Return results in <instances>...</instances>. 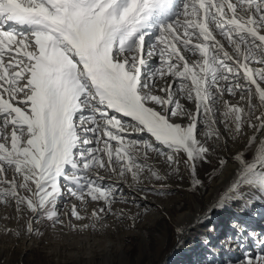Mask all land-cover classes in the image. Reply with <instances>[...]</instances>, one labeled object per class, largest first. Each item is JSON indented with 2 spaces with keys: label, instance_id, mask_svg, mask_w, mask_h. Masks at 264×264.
Returning a JSON list of instances; mask_svg holds the SVG:
<instances>
[{
  "label": "snow or ice",
  "instance_id": "snow-or-ice-1",
  "mask_svg": "<svg viewBox=\"0 0 264 264\" xmlns=\"http://www.w3.org/2000/svg\"><path fill=\"white\" fill-rule=\"evenodd\" d=\"M153 36L147 56L159 62L149 70ZM225 92L244 102L223 100L225 131L233 139L246 127L261 134L251 159L235 155L229 192L264 191V111L253 116L254 98L264 109V0H0V203L60 224L63 180L71 196L104 201L110 212L119 188L99 183L95 170L130 174L136 185L145 172L160 180L149 153L169 166L182 154L196 189L197 162L216 150L206 142L222 139L215 105ZM136 132L152 141L129 138ZM91 215L95 228L101 217ZM71 216L84 219L75 205ZM245 264H264V254Z\"/></svg>",
  "mask_w": 264,
  "mask_h": 264
},
{
  "label": "bare ground",
  "instance_id": "bare-ground-1",
  "mask_svg": "<svg viewBox=\"0 0 264 264\" xmlns=\"http://www.w3.org/2000/svg\"><path fill=\"white\" fill-rule=\"evenodd\" d=\"M176 3L177 5H179L180 1L178 0L177 2L176 0ZM218 39L224 40L221 37H218ZM224 41L226 42L225 47L228 48V50L230 51L231 49L229 48L227 41ZM150 48L151 44H147L145 50L148 51L150 50ZM146 60L148 62V68L152 67L153 69L154 67L158 66V56H151L146 58ZM191 60H194V58L191 57ZM165 83L166 82L163 81V85H165ZM158 84L160 85L159 81ZM227 100L231 104L244 103L240 101V94L227 98ZM187 102L188 101H184V99L183 101L181 100V103L185 105L186 109H190L189 111H195L194 109H191L192 105L188 104ZM253 102H256V105H258L254 114L259 115L261 111H264V109H261L259 107L258 100H256L255 98ZM124 119L129 120L130 118ZM221 127H224L223 123H221ZM129 131H131V129H129ZM224 132L225 141L227 143L234 142V148L228 150V157H230V159L227 158L222 170L216 177H214L210 181L206 190L204 188L205 184L202 181V172L199 170V163H197L196 165V171L197 178L202 181L201 185L198 186L196 189L192 188L193 192L191 190L184 191L183 188L187 187V183L184 181L186 178V174L181 171L184 168L181 165L183 164L181 159L179 165L169 166L163 157L157 156L154 153H149V158L147 162L150 163L153 168L158 171L159 174L163 177L160 180L152 178L149 173L145 172L142 176L140 183L136 185L132 182L130 174H126L122 177L117 175L116 173L111 172L108 168L95 170L99 173V176L103 177V180L98 181L99 183L103 184L104 186H118L119 188V191H116L114 193V199L110 204V212L107 210L109 205H106L104 201H92L90 198H86V201L81 202L76 197L71 196L68 193L67 185L65 184L64 193L63 195L58 197L56 202V211L58 215H61L60 220L62 223L56 224V228H48V230L46 231V234H48L47 238H49V240H47L53 241L56 246V249L55 251L52 249L48 250L43 255L45 256V258L42 257L43 259H45L44 264H66L70 262H74L73 264H75V262H80L82 264H131L134 262V260L123 259V256L124 258L126 257V245L117 242V238L119 239L121 237L124 238L129 236H132L139 240H136L139 246L138 259L140 260V258L148 254L149 256H151L152 254H157V264H168L172 262L173 260L178 258L177 253L185 249L187 250V254H202L200 252L204 251V249L207 248V252L209 253L212 252V244L215 242V240L217 241V239L215 238H203L202 241L208 242L206 247L204 246V244L201 245V240L199 241V244H188L191 237V233H198L200 228L204 227L205 220L208 218L209 214H213L211 216V224L214 229L218 226V224L222 223V218H224V216L226 215L229 217H233L234 222L237 226L238 224L243 225L241 228L245 227L246 224H249L248 229H250V232L248 231L249 235L247 236V241L250 240L251 243H255V246L257 248L253 249V251L262 252L264 250V239L262 238L260 240V237L264 234V222L259 223L253 211L251 213L245 211V208L241 205L243 196H240V194L237 192L238 190L229 192V189L231 185L236 181L239 172V164L234 159L235 154H237L238 152H242V147H247L249 145L247 143L248 138L252 137L255 133L253 132V129H250L246 140H243L240 144V138L233 139L230 133L226 131ZM256 136L257 139L252 149V156L259 144L261 134H257ZM129 138L137 140L142 138V141H152V138L149 134L146 137L144 136V132L133 133L132 136ZM198 139H200L201 142L203 141V138L200 136H198ZM113 144H115V142H113ZM215 145V143H210L209 147H213ZM156 146L160 147L158 144ZM142 151L143 150L141 149V152ZM141 159H143L142 156ZM10 172L11 171H9L8 173L9 178L12 177V173ZM176 181L179 183V185H177L178 187L175 184ZM189 181L192 185L191 175L189 177ZM153 182L159 187V190L166 192L165 190L170 189V187H175L177 191L183 192V194L177 192L178 194H174L172 195V197L170 195L167 196L165 194H152L151 196H148L147 200H144L143 197L138 196L134 192L135 189L143 191L142 188H145L146 185H149L151 183L154 184ZM248 193L249 192L247 191L246 194ZM251 195H253V191ZM74 205L76 206L80 215L84 217V219L77 220L71 216V209ZM101 208H104L105 211L100 212L99 210ZM261 209L264 213V205L261 206ZM93 210H96L99 216L101 217V219L95 221V228L91 227V224L94 222V218L91 215ZM214 211L216 212L215 215ZM142 213H144L143 217ZM219 214L221 215L219 216ZM33 215L34 214H32L31 212H28L27 224ZM8 222L11 224V227L15 224L14 218ZM83 225H89V227L84 228ZM69 228H77V230L78 228L84 229L86 237H81L83 238L81 240H83L84 243L85 240L92 241V244L98 245V248H94V245L92 246L90 243L86 246H82V243H79L81 246H73L74 239L72 240L69 237ZM223 228L225 232H229V234H232L235 231H237V233L239 234L240 231L243 232L245 230H238L236 226H233V223L232 225H223ZM92 231L96 233H92ZM154 236H156L155 247H153L152 245V237L154 238ZM34 237L35 236L32 233L28 232L21 240L22 244L19 248V251L24 252L25 254L26 251L31 250L33 246H35L33 244H36ZM168 237L171 238L169 241L170 247L169 249L164 250L166 246H168L166 242ZM105 240H108V243ZM239 244L240 240L239 238H235V236H231L228 238L226 236H222L220 242L216 246V250L220 252L219 254L221 255L229 253L230 256L237 258L238 253L236 252V247H238ZM244 246L245 248L248 247V245ZM70 247H73V249H76V251L70 254H63L59 250H57L66 249ZM202 256V263H205V258L207 254L205 253ZM188 260L190 261V259ZM140 261L137 262L142 263V260Z\"/></svg>",
  "mask_w": 264,
  "mask_h": 264
},
{
  "label": "rangeland",
  "instance_id": "rangeland-1",
  "mask_svg": "<svg viewBox=\"0 0 264 264\" xmlns=\"http://www.w3.org/2000/svg\"><path fill=\"white\" fill-rule=\"evenodd\" d=\"M179 1L181 3V0H179ZM177 2H178V0H177ZM154 39L155 38L153 36V38L150 39L146 43V45L147 44H151L152 42H154ZM221 42L224 43V44L226 43L224 40H221ZM190 56L193 57L194 59L198 58V56H193L192 54H189V59H191ZM145 58H148L146 50H145ZM148 69L150 70V69H152V67H149ZM159 83H160V85L164 86L163 85V81H159ZM227 95L228 94L225 92L224 95H223V98L221 100H219L216 103V105H215V109H216L215 120L217 122L216 123V127L220 130V132L222 134V139L219 141L218 144L215 143L213 140H208L206 142L207 145L210 146V143H215L216 144L215 145L216 150L214 151L213 154L210 155L209 162H207V163L197 162L200 165V169L199 170L202 172L201 173L202 174V181L205 184L204 185L205 190L207 189L210 181L214 177H216L219 174V172L222 170L223 166L226 163L227 158L230 159V157H228V150L229 149H233L234 148V144H235L234 142L233 143L232 142L227 143L225 141V139H224L225 138V132H224L225 128L221 127V122H220L223 119V117L221 115V113L223 111L222 101L223 100H227V98L232 97V96H229V95H228L229 96L228 97ZM177 98L180 99V101L181 100L183 101V99H184V101H188L184 96H178ZM187 103L192 105L191 109L195 110L194 102L188 101ZM253 103L255 105V107H254L255 109L253 110V116H255L256 114H254V112H255L256 108L258 107V105H256V102H253ZM241 104H243V103H241ZM250 129L251 128H247V127L245 128L244 134H242L240 136V144L242 143L243 140H246V137H247ZM203 131H204L203 126H201L199 128L200 135H198V136L203 138L202 142H205V138L202 135ZM257 134L255 133L254 135L256 136ZM147 135H148L147 132H144V136L146 137ZM141 139L142 138H140L139 140H141ZM256 139H257V136H256ZM256 139L251 145H248L247 147H242V152L245 153V159H251V157H252V149H253V147H254V145L256 143ZM179 159H181V161L183 162V156H182V158L179 157ZM221 160H224V164H220ZM181 165H182V167H184L183 170H181V171H183V173L186 174V178H185L184 181L187 183V187L183 188V190L184 191H188V190L192 191L193 187H192V185H191V183L189 181V177L191 175L190 174V170L184 163L181 164ZM69 174L71 175V171L69 172ZM175 184H176V186L179 185V183L177 181H176ZM61 185H62V195H63L64 189H65L64 188L65 182L63 180H61ZM156 186L157 185H155V183L154 184L151 183L149 185H146L145 188H142L143 191L135 189L134 192L138 196L143 197L144 200H147L148 196H151L152 194H154V195H157V194L158 195H163V194H165L167 196L170 195L171 197L174 194L175 195H177L178 193L183 194V192L177 191L175 189V187L174 188L170 187V189L165 190L166 192H164L162 190H159V187L158 186L156 187ZM188 186H190V187H188ZM250 188L251 187L246 186V185H240V187L237 189L238 191L236 190L240 194L241 197L243 196L241 205L245 208V211L250 212V213L253 211L255 213L259 223H263L264 222V213H263V211L261 209V206L264 205V191H261V190H258V189H254V188L250 189ZM247 191L249 192L248 194H246ZM252 191H253V195H251ZM141 193H143V194H141ZM28 212H30V211L27 210L26 207H22L21 210L18 213L16 211V205H15L14 201H9L8 203H0V264H44L45 263L44 262L45 259H43V258H45V256H43V255L48 250L52 249V250L55 251V249H56L55 247L56 246L53 243V241H48L49 238H47L48 234H46L47 233L46 231L48 230V228H53V227L56 228L57 226H56V224H54L53 221L48 220L45 217L43 212L37 214L34 218H33V216L31 218L32 219V224H33V226H32L33 227V231L31 233L35 236L34 240L36 241V244H33V245H35V246H33L34 249L32 248L31 250L26 251L25 254H24V252H20L19 251V248L21 247V244H22L21 240L28 233L27 229H26ZM215 213L216 212L214 211V215H215ZM6 215H9V216H6ZM143 215H144V213H142V217H143ZM212 215L209 214L208 218L205 220L204 227L200 228L198 233H195V234L191 233V237H190V240H189V243H188V244H191V243L192 244L193 243L199 244V241L200 240L202 241L203 238H215V239H217V241L215 240V242L212 244L213 245L211 247L212 248V252H209L211 254H209L207 252V248H205L204 251L200 252L202 254H199V253L187 254V250L185 249V250H182L179 253H177V256H178L177 259L178 260L174 258L175 260H173L172 262H170L168 264H245V258L247 256L256 257L258 255L264 254V250L262 252L253 251V249L257 248L255 246V243H251L250 240L247 241V236L249 235V232H250V229H248L249 228V224H246L245 227L241 228L243 225H239L238 224V226H237L235 224V222H234L233 217H229V216L226 215V216H224V218H222V223L220 225L218 224L219 226H217L214 229V227L211 224V219H212L211 216ZM220 215L221 214H219V216ZM13 218L15 220V224L12 225V227H11V224L8 221L12 220ZM59 218H61V215H59ZM5 220L6 221L8 220V221L6 222ZM3 223L6 224V225H4ZM232 223H233V226H236V228L245 229L243 232L240 231L242 233L241 237L239 236L240 232L238 234L237 231H235L237 234L235 232L232 233V234H229V232H225V230L223 228V225H232ZM209 227H211L210 230H209ZM129 228H131V227H129ZM206 228H208V229H206ZM68 231H69L68 234H69L70 239H72V240L74 239L73 240L74 241L73 246H81L79 243H82V246L89 245V243L92 246L94 245V244H92L93 243L92 241H86L85 240V243H86L85 244L84 241L81 240V239H83L81 237H84V238L86 237L84 229H79L78 228V230H77V228H69ZM80 233H81V235H80ZM92 233H96V232L92 231ZM222 236H224V237L226 236L227 238L231 237V236H235V238H239L240 244H239L238 247H236V252L238 253L237 258H234L233 256H230L229 253L221 255V254H219L220 252H218L216 250V246L220 242V239H221ZM263 236H264V234L260 237V240L262 238L264 239ZM155 238H156V236H154V238L152 237V245H153V247L156 246ZM119 239L117 238V242L118 243H122V244L126 245V255L125 256L127 258L126 257L124 258V256H123V259H125V260H128V259L134 260V262L131 261V262H133L131 264H152V263L153 264H157L158 263L157 254H152L151 256H149V254H148V255L143 256L142 257L143 259L140 258V260H142V263H140L141 261L138 259V251H139V246H138V242H137V241H139L138 239H136V238H134L132 236L124 237V238L121 237ZM170 239H171L170 237L167 238L166 242H167L168 246H166V248L164 250L169 249V247H170V242H169ZM105 241L108 243V240H105ZM258 241H259V239H258ZM16 245H18V246H16ZM244 245H248V247L245 248ZM6 246L7 247L9 246V247L7 248ZM93 247L94 248H98V245L95 244ZM10 249H11V251H10ZM57 250H59L63 254H70V253L76 251V249L74 250L73 247L66 248V249H57ZM205 253L207 254V256L205 258V263H202V261H203V256L202 255H204ZM214 255H215V257H214ZM189 258H190V261L188 260ZM125 260H124V262H125ZM137 261H140V262L138 263ZM167 262H169V261H167ZM73 263L74 262H70V263H66V264H73ZM75 264H82V263L75 262Z\"/></svg>",
  "mask_w": 264,
  "mask_h": 264
}]
</instances>
